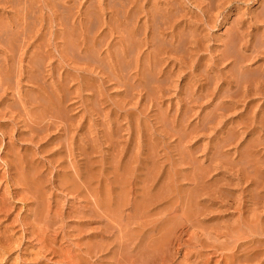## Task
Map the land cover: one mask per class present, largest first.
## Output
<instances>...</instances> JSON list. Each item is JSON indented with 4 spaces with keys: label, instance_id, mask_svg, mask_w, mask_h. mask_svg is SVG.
<instances>
[{
    "label": "rangeland",
    "instance_id": "rangeland-1",
    "mask_svg": "<svg viewBox=\"0 0 264 264\" xmlns=\"http://www.w3.org/2000/svg\"><path fill=\"white\" fill-rule=\"evenodd\" d=\"M0 264H264V0H0Z\"/></svg>",
    "mask_w": 264,
    "mask_h": 264
}]
</instances>
